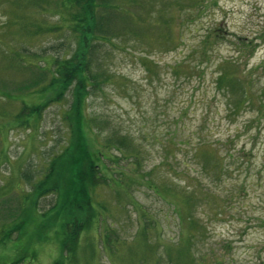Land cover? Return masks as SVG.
<instances>
[{
    "label": "rangeland",
    "instance_id": "obj_1",
    "mask_svg": "<svg viewBox=\"0 0 264 264\" xmlns=\"http://www.w3.org/2000/svg\"><path fill=\"white\" fill-rule=\"evenodd\" d=\"M32 1L0 0V224L12 223L26 207L21 197L43 176L39 173L51 164L50 155L64 149L71 137V90L48 88L51 73L37 89L27 92L24 86L43 75L53 59L70 56L76 39L70 28L61 24V0ZM136 2L131 5L135 13L164 12L173 21V32L178 28L175 19L186 20L185 41L175 36L174 40L155 38L151 44L143 39L135 42L129 36L126 45L100 46L106 55L100 60L101 68L112 71L115 78L102 84L85 104L89 148L94 153L102 143L93 129L102 138L110 128L135 138L149 132L158 142H142L147 154L140 162V172L150 176L145 178L132 167L127 190L112 191L104 185L96 188L94 205L107 210H100L102 223L90 226L83 244L91 242L98 247L100 236L110 233L115 247L106 252L99 246L94 257L87 248L80 254L82 262L156 264V251L168 247L158 264H191L186 252L189 244L191 252L203 256V264H264V0ZM38 23L48 26V32L32 35ZM136 26V31L149 30ZM190 27L200 34H187ZM215 27L224 30V36L206 37ZM199 39L200 79L188 78V67L197 62L192 51ZM130 42H135L134 46L128 45ZM178 43L182 46L175 49ZM228 71L249 80L251 104L239 106L240 94L218 84L219 74ZM191 99V114L183 119ZM34 106L39 110L29 114ZM177 124L179 132L173 138ZM174 141L183 146L170 148L175 152L167 155L163 145L171 146ZM188 144H200V160L194 161L196 156ZM106 163H100L99 174L111 177L113 172L106 169ZM188 169L194 170L191 176L200 182V200L191 211L178 193L170 190V185L175 189L185 185V174L180 171ZM25 170L29 171L27 179L21 176ZM81 176L84 178V173ZM154 183L160 186L157 192L151 187ZM58 201L57 192L47 193L37 208L45 214ZM189 212L197 226L192 230L185 225ZM46 218V225L57 220L55 214ZM34 228L29 224L27 234L20 237L14 233L11 241L0 246V264H10L26 250L37 256L30 264H55L62 258L56 240H41L39 231L29 236ZM222 248L227 259L222 257Z\"/></svg>",
    "mask_w": 264,
    "mask_h": 264
},
{
    "label": "trees",
    "instance_id": "obj_2",
    "mask_svg": "<svg viewBox=\"0 0 264 264\" xmlns=\"http://www.w3.org/2000/svg\"><path fill=\"white\" fill-rule=\"evenodd\" d=\"M38 1L39 4L42 2V0ZM32 2L37 4L35 1ZM120 2L119 0H61L59 8L62 7L63 9L60 12L58 11L60 21L61 24L70 28V32L76 39V48L70 56L53 59L49 69L42 72L45 75L39 76L33 83L26 84L24 88L27 92L37 89L42 85V80L51 73L52 79L48 88L58 86L61 89L68 88L71 90L73 103L71 111L68 112L69 118L72 121L71 137L69 136V139H67V145L64 146V149L58 154L54 153L50 155L51 164L45 171V168L43 169L42 167L39 173H43V176L39 177V179L38 177L36 178L37 181L34 182L32 190L26 197H21L20 202L21 204L26 203V207H22L23 209L17 213L12 223L4 222L0 224V246H4L7 242L11 241L14 233H19L20 237L27 234L26 228L30 224L35 225V228L29 236L33 237L34 232L39 231L37 237L41 240H46L47 242L57 241L58 247L61 249L60 254L62 258H58L55 264H84L80 254L87 248L91 250L92 257L99 251V246L100 250L104 249L106 252L113 251L115 241L112 239L110 233L100 236L98 247L92 246L93 243L91 242L86 244V246L83 244L85 233L90 231V226L92 227L94 224L99 227L101 225L102 221L98 218L100 210H107L106 207L99 209L97 205H94L93 195L96 194L94 192L100 185L108 186L112 191H117L118 189L127 190L132 183L131 174L134 173L131 171L133 170L131 169L132 167L139 169L138 173L144 174L145 178L150 176V173L145 174L140 172V162L143 163V158L147 154L142 142L152 140L158 142L154 134L143 132L140 138H135L128 132L121 133L117 129L110 128L106 129V134L102 138L100 132L93 129V134L99 136L102 141L100 148L93 153L86 141L85 128L87 127L83 115L86 109L85 104H87V100L92 97L93 93L102 87V84L108 83L115 78V74L112 71H105L101 68L103 64L100 60H104L106 55L105 50H103V53L101 52L100 46L106 45L110 48H116L126 45L128 40L125 38L129 36L135 42H141L143 39L142 42L146 40L147 43L150 42L151 44H154L155 38L174 40L175 36H177L179 41L183 42L185 41L184 28L187 22L181 19L182 17L175 19L178 22V28L173 32L171 30L173 21L164 12H153L146 16L142 15V13H135L131 9L132 4H137L136 0H127L125 3ZM134 19L137 21H134ZM146 24L148 25L146 26ZM192 24H196L195 21ZM136 25L148 27L149 30L146 33L136 31ZM48 29V26L38 23L34 25V30L31 31V34L39 35L48 32ZM186 32L189 35L192 33L200 34V31L196 27H190ZM212 36L215 39H219L224 36V30L215 27L206 35L208 38ZM117 38H122L119 40L125 41H119ZM198 41L197 47L192 51L193 57L196 58L197 62L188 67V73H185L188 78L198 77L200 79V39ZM134 43L130 42L128 45L134 46ZM181 46L178 43L175 49ZM189 54L191 55V53ZM182 63H185V61ZM217 79L219 85L225 86L231 92L240 94V99L237 102L239 106L242 103L251 104L249 99L251 97L249 94V80H246L245 76L234 75L228 71L221 72ZM48 88L44 87L43 89L46 91ZM192 103L191 99L188 102V110L183 112L185 117L181 115V118L184 119L186 115L191 114L189 109ZM38 107L34 106L30 108L29 114L33 115L39 110ZM178 132L179 126L177 124L172 133L173 138L178 135ZM169 145L168 143L166 146L163 145V149L167 151V155H173L171 151L175 152V150L170 148L177 149L183 146L181 142L177 141H174L171 146ZM188 146H190V149L196 156H194V161L200 160V144L199 146L188 144ZM106 161H108L106 169L113 172L111 177H108L107 173L99 174V171H101L100 163L103 162L105 164ZM124 162L127 165L123 164ZM175 171L179 172L178 169H175ZM180 172L185 174L184 176L182 175L185 185L180 189H175L174 186L170 185V190L178 193L179 199L191 211V209L196 207V202L200 200V182L191 176V173L194 172L193 169L182 170ZM59 173L61 174L60 182L56 181ZM83 173L84 178L81 176ZM21 176L27 179L29 171H22ZM150 183V181L147 182L149 186ZM151 187L153 190L157 189L156 192L160 189V186L156 183ZM167 188L169 189V187ZM162 189H166V187H162ZM52 192H57L59 196L58 205L54 206L53 210L48 212L49 214H41L37 208L38 201L42 196ZM100 207H104V205L100 203ZM53 214L56 215L57 220L54 219L52 224H50L51 219L46 225V217ZM35 215H37V221H35ZM178 219L180 225L183 226L184 222H182L180 216ZM187 220L185 225L190 230L197 228L192 212H189ZM51 229L53 230L52 234L49 233ZM143 231L146 233V229ZM189 234L188 241L190 240L192 244L194 238L191 237V232ZM188 245L186 252L191 264H203V256H196L194 252H191V248H188ZM105 246H107V249L104 248ZM158 246L163 247L160 244ZM228 247V250H231L232 247L230 245ZM167 248L164 249V252L161 250L156 251L158 255L156 264L162 263L163 255L168 253ZM222 251L223 259H227L226 249L222 248ZM36 257V255L26 250L20 257L10 262V264H26L27 258L30 260L28 263L30 264Z\"/></svg>",
    "mask_w": 264,
    "mask_h": 264
}]
</instances>
